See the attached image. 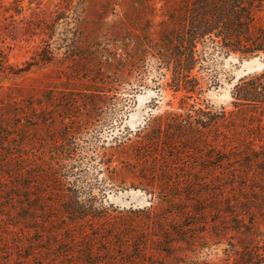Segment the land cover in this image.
<instances>
[{
    "label": "trees",
    "instance_id": "16d2710c",
    "mask_svg": "<svg viewBox=\"0 0 264 264\" xmlns=\"http://www.w3.org/2000/svg\"><path fill=\"white\" fill-rule=\"evenodd\" d=\"M88 1L64 0V10L56 7L49 22L37 24L49 40L58 30L66 67L84 60L77 29ZM160 1L158 28L144 29L126 15L123 26L111 31L110 43L96 50L94 60L118 82L94 81L87 89L93 98L82 104L85 112L79 119L63 116L57 140L50 139L39 154H28L33 145L19 133L28 127L16 119L31 113L0 102V221L6 216L11 222L0 230L7 237L0 245L16 247L14 255L0 249L10 255L0 264H264V67L234 85L233 110L217 109L203 98L220 84L218 57L239 54L264 63V0ZM1 8L0 30L13 38L11 23L23 11L22 1ZM149 56L157 69L169 72L167 85L180 94V111L115 137L116 144L101 154L68 144L97 116L96 106L104 102L99 89L106 97L109 89L130 81L136 61ZM34 60L58 61L51 43ZM33 104L28 110L36 112ZM124 153L144 165L147 177L140 184L158 199L138 209L143 213L138 223L103 200L94 207L95 197L86 195V166ZM24 229L32 231L27 243L17 234ZM219 247L217 261L202 255ZM41 252L46 257L39 262Z\"/></svg>",
    "mask_w": 264,
    "mask_h": 264
},
{
    "label": "rangeland",
    "instance_id": "374dc122",
    "mask_svg": "<svg viewBox=\"0 0 264 264\" xmlns=\"http://www.w3.org/2000/svg\"><path fill=\"white\" fill-rule=\"evenodd\" d=\"M13 1L0 0L1 11L3 12L4 6L12 7ZM21 1L23 11L18 16L14 15V22L11 23L13 38L4 35L0 30V49L4 51V55L0 56V70L5 68L4 73L0 71V102L3 103L2 105L14 102L17 104L15 108L19 107L31 113L30 117L16 119L28 127H22L23 131L19 133L22 137H27L28 143L33 145L30 146L28 153L33 156L40 153L41 147H47L50 139L55 137L57 140V134L63 129L61 124L63 116L66 118L72 115L79 119V114L85 112V106L82 104L85 99L93 98L94 92L87 89H91L90 85H94V81L118 82L116 75L102 70L100 62L94 60L96 50L110 43L107 40L111 31L123 26L120 22L125 20L126 15L131 23L134 21L144 29L149 25L153 28L157 27L162 19V2L160 0H89L77 29L84 60L66 67L65 62L61 61L64 50L58 49V30L49 40L37 28L40 20L45 18L49 22L54 17L56 7L65 9L64 0ZM7 15L8 13L5 14ZM60 22L59 29L64 26L62 20ZM46 41L51 43L58 61L43 65L35 62L34 59L37 51ZM134 65L136 69L130 81L118 83L120 86H117L116 90L109 89L106 97H103L105 89H99L100 99H104V102L96 106L97 116L87 127L84 126L85 128L78 130L77 134L69 137L68 144L81 145L89 152L95 151L101 154L111 145L116 144L115 137L124 136L128 131L133 132L149 124V120L155 116L165 112L180 111V94H174L167 85L169 72L165 68L157 69L155 61L150 56L136 61ZM263 67L262 58L259 57L243 59L239 54L218 57L215 69L218 70L220 84L206 90L203 98L217 109L233 110L231 92L234 85L239 79L260 72ZM138 79L140 82H137ZM32 103L36 112L28 110ZM34 114L37 116H33ZM38 119L48 120L49 125L39 123ZM96 164V166L87 165L89 172L83 174L84 185L88 186L87 197H95L94 207H99V202L103 200L108 205L112 204V209L123 210V217L126 219L131 218L132 222L138 223L143 215L138 209L158 203V199L150 194L149 188L141 186V177L147 175L144 173V165L138 164L134 157H128L125 153L115 154L108 158L106 164L99 162ZM4 213L10 212L4 211ZM3 219L6 221H0V230L5 228V223H11L7 221L6 216H3ZM9 227L12 231L15 229L13 226ZM21 231L18 230L17 234L22 233L24 237L19 241L27 243L32 231L26 229ZM5 232L11 241H17L13 233ZM6 238L5 234L0 235L1 240ZM0 249L9 251L12 255L16 251V247L11 245H0ZM220 249L221 247L205 250L202 255L217 261L222 257ZM9 256L8 252L0 254V258ZM45 257L46 254L41 252L37 261L42 262Z\"/></svg>",
    "mask_w": 264,
    "mask_h": 264
}]
</instances>
